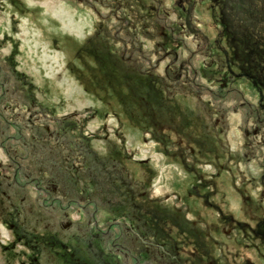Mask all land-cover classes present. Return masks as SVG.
I'll list each match as a JSON object with an SVG mask.
<instances>
[{
    "label": "rangeland",
    "instance_id": "rangeland-1",
    "mask_svg": "<svg viewBox=\"0 0 264 264\" xmlns=\"http://www.w3.org/2000/svg\"><path fill=\"white\" fill-rule=\"evenodd\" d=\"M0 264H264V0H0Z\"/></svg>",
    "mask_w": 264,
    "mask_h": 264
},
{
    "label": "trees",
    "instance_id": "trees-1",
    "mask_svg": "<svg viewBox=\"0 0 264 264\" xmlns=\"http://www.w3.org/2000/svg\"><path fill=\"white\" fill-rule=\"evenodd\" d=\"M246 20H248V19H246ZM252 21H253V20H252ZM252 21H251V22H250L249 20H248V21H244V22H245V26H246V25H248L249 27L253 26V25H252ZM248 26H247V27H248Z\"/></svg>",
    "mask_w": 264,
    "mask_h": 264
}]
</instances>
